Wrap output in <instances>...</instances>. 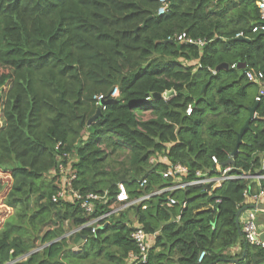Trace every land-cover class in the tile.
<instances>
[{
  "label": "trees",
  "instance_id": "16d2710c",
  "mask_svg": "<svg viewBox=\"0 0 264 264\" xmlns=\"http://www.w3.org/2000/svg\"><path fill=\"white\" fill-rule=\"evenodd\" d=\"M158 8L159 0H0V171L12 179L4 203L14 209L0 229V264H27L24 250H36L28 264H128L138 249L129 210L158 232L148 264H264V246L243 242L236 222L246 195L264 190L256 177L264 175V96L256 100L258 86L242 67L264 72L255 0H170L166 13ZM180 34L206 43L180 42ZM233 63L239 68H219ZM115 87L120 94L112 98ZM158 155L185 165L187 179L216 174L213 156L249 177L112 212L119 183L132 198L171 184L162 173L168 164L151 162ZM61 163L76 169L72 188L81 195L108 192L94 212L79 200H53ZM108 212L95 231L67 236Z\"/></svg>",
  "mask_w": 264,
  "mask_h": 264
},
{
  "label": "built area",
  "instance_id": "2783aa9c",
  "mask_svg": "<svg viewBox=\"0 0 264 264\" xmlns=\"http://www.w3.org/2000/svg\"><path fill=\"white\" fill-rule=\"evenodd\" d=\"M218 1V0H214ZM256 6L259 10L261 23L256 24L253 27V32L263 31L264 32V0H255ZM170 8V0H159V8L157 10L158 14H164L169 11ZM237 37H243V32H240L236 35ZM178 41L180 42H189L192 44H196L198 46H204L206 43L205 39H193L190 37H185L184 34H180L177 36ZM240 64L233 63L231 68H239ZM243 69H245V76L246 78L255 83L258 86V95L256 96V100L259 102L261 101L262 97L264 96V72L262 70H256L248 64H243ZM213 73H216V70L211 69ZM119 88L115 87L111 92L112 98H117L119 96ZM106 99L104 95H98L96 97L97 103L101 106H104L103 101ZM192 113V106L187 108V114ZM70 160L73 161V159ZM214 162V168L216 170V174L208 175L203 171L196 172V178L194 179H187L189 174L188 168L185 165L180 163H172L166 155H158L151 158V162H164L168 164V167L163 170V176L165 178L171 179V184L166 186L163 189L155 190L151 193H144L139 198H132L126 185L124 183H119V190L117 193V200L118 206L112 212H117L119 210H124L132 205H137L142 203L144 200L150 199L154 195H159L164 192H171L177 189H182L191 186H206V190H215L222 186L223 182L230 179H237L240 177H249V176H241L231 174L230 171L232 168L230 166L223 167L218 161L216 156L212 157ZM53 172H57L61 185L56 194L53 195V200L58 201L59 199H71V200H79L81 207L84 209L85 213H92L96 209V202L105 200L107 198L108 192L103 194L100 193H89L85 196L81 195L78 191L72 188V181L76 178L77 172L76 169L73 167L72 163L65 165L61 163L58 167V170H54ZM258 178H264V175H257ZM148 183L147 179H143L140 182V186L145 188ZM260 197H264V190H261L258 194L252 196L253 199L258 200ZM168 202L171 205L177 204L178 201L175 197L169 196ZM183 207L186 206V202L182 204ZM147 206L144 205L143 208L145 209ZM112 212L105 213L99 217L92 218L84 225L73 229L72 231L68 232L67 236L74 234L80 231L84 227L92 226L93 231L97 228L101 227L102 221H104ZM180 216L177 217L179 219ZM243 234L247 241L253 244H260L264 246V241L260 239V231L256 222V213L251 212L248 218L242 224ZM158 232L150 233L146 231L143 225L138 224L135 226V229L131 233L132 239L135 241L137 245V251L131 252L128 257V264H148L150 258V251L155 240V237ZM26 256H30V254L25 253ZM206 252L203 251L200 255L199 261H202Z\"/></svg>",
  "mask_w": 264,
  "mask_h": 264
},
{
  "label": "rangeland",
  "instance_id": "374dc122",
  "mask_svg": "<svg viewBox=\"0 0 264 264\" xmlns=\"http://www.w3.org/2000/svg\"><path fill=\"white\" fill-rule=\"evenodd\" d=\"M151 111H145L142 114V118L144 119H148L151 117ZM4 123V118L2 116V106L0 105V128L2 126V124ZM54 174V173H53ZM11 183H12V179L10 177V175L8 173L5 172H1L0 171V229H2L3 224L5 222V220L14 212V209L7 206L4 203L5 197L11 187ZM128 215L130 216V218L133 220V225L134 227L138 225V221L134 218V213L133 211H128ZM47 227L43 228L46 229ZM40 244L37 243V247ZM30 256H26V254L22 255V259L23 261H26L29 259Z\"/></svg>",
  "mask_w": 264,
  "mask_h": 264
},
{
  "label": "crops",
  "instance_id": "0c3cea01",
  "mask_svg": "<svg viewBox=\"0 0 264 264\" xmlns=\"http://www.w3.org/2000/svg\"><path fill=\"white\" fill-rule=\"evenodd\" d=\"M246 207L240 214V222H243L248 218L251 212L256 213V222L260 231V234L264 231V197H260L258 200L252 198L251 195H246ZM262 206L259 208L258 206ZM263 241V240H261ZM242 249L241 243H237L236 246L230 249L232 254H237Z\"/></svg>",
  "mask_w": 264,
  "mask_h": 264
},
{
  "label": "water",
  "instance_id": "95a60500",
  "mask_svg": "<svg viewBox=\"0 0 264 264\" xmlns=\"http://www.w3.org/2000/svg\"><path fill=\"white\" fill-rule=\"evenodd\" d=\"M171 41H173V40L171 39ZM220 67L228 68L229 66H228V64H222L221 66H219V68H220ZM173 94H174V90H171V91H167V92H165V93L163 94V96L166 97V98H168V97H170V96L173 95ZM157 95H158L159 97L162 96L161 94H157ZM257 105H258V104L256 103V104L250 109V115H249V118H248L246 124L244 125V127H243V128L241 129V131L239 132V135H238V142H237V145H236L235 151L238 150V147H239V144H240V142H241L242 136H243L244 132L246 131V129L250 126V122H251V120L255 118ZM258 207L261 208L262 206L260 205V206H258ZM244 209H245V208L240 209V210L237 212V216H236V222H237V225H238V231H239V234H240L241 239H242L243 242L246 241V238H245V236H244V234H243V230H242L241 225H240V214H241V212H242ZM260 239L264 241V231L260 234ZM81 242H82V240H81ZM81 242H80V243H81ZM73 247H74L73 244H71V245L69 246V248H73ZM24 251H25V253H28V254H30V256H31L36 250H31V251H28V252H27L26 250H24ZM11 259H13V254H11ZM29 260H30V257H29L28 260L25 261V263L28 264V263H29Z\"/></svg>",
  "mask_w": 264,
  "mask_h": 264
}]
</instances>
